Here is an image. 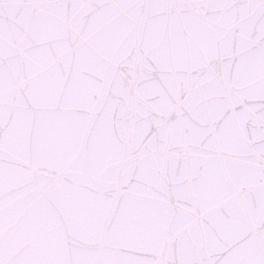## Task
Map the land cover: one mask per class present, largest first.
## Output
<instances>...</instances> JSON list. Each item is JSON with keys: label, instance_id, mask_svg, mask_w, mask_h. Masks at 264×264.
<instances>
[{"label": "snow or ice", "instance_id": "6c2138e0", "mask_svg": "<svg viewBox=\"0 0 264 264\" xmlns=\"http://www.w3.org/2000/svg\"><path fill=\"white\" fill-rule=\"evenodd\" d=\"M0 264H264V0H0Z\"/></svg>", "mask_w": 264, "mask_h": 264}]
</instances>
